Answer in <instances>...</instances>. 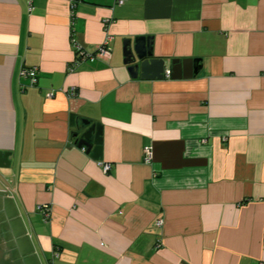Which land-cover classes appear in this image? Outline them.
Returning a JSON list of instances; mask_svg holds the SVG:
<instances>
[{"label":"crops","instance_id":"crops-1","mask_svg":"<svg viewBox=\"0 0 264 264\" xmlns=\"http://www.w3.org/2000/svg\"><path fill=\"white\" fill-rule=\"evenodd\" d=\"M141 35L165 70L200 71L131 77L122 40ZM107 36L108 57L69 70L71 37L94 51ZM82 120L103 125L100 161L75 142ZM0 151L16 264L264 261V0H0Z\"/></svg>","mask_w":264,"mask_h":264},{"label":"water","instance_id":"water-1","mask_svg":"<svg viewBox=\"0 0 264 264\" xmlns=\"http://www.w3.org/2000/svg\"><path fill=\"white\" fill-rule=\"evenodd\" d=\"M123 64L127 65L129 75L144 79L163 78L167 61L154 55L151 36H136L122 40ZM201 68L200 58H173L169 63L170 76L173 79L190 78L198 74ZM78 147L84 148L95 160H102L103 125L98 122L82 120V125L73 132ZM9 152L0 151V168L9 166ZM0 264H16L3 257L0 252Z\"/></svg>","mask_w":264,"mask_h":264},{"label":"built area","instance_id":"built-area-1","mask_svg":"<svg viewBox=\"0 0 264 264\" xmlns=\"http://www.w3.org/2000/svg\"><path fill=\"white\" fill-rule=\"evenodd\" d=\"M126 0H115L116 4H122ZM71 15H73V11H71ZM110 40V36H107L102 44H100L94 51H88L86 50L75 38L71 37V43L75 51V58L73 62L69 65V70L75 69L81 62L83 61H94L97 58H105L110 55V47L108 46V42ZM20 76L23 79H28L29 84L33 85L37 81V68L36 67H23L20 71ZM165 76H170V71L165 70ZM54 92L50 91L46 93L47 97H52ZM69 96H75L76 90L74 87L70 88L67 93ZM84 149V148H83ZM151 159V150L150 148L146 149V155L144 160L146 162L150 161ZM102 169L103 171L109 170V164L102 163ZM38 211L42 213V216L44 219L49 217L50 209L46 204L38 205L37 207ZM157 226L161 224V221H157L155 223ZM258 264H264V261H260Z\"/></svg>","mask_w":264,"mask_h":264}]
</instances>
